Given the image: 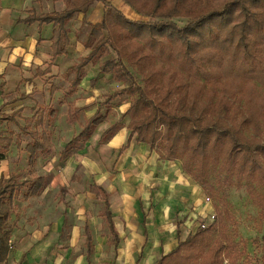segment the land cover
Here are the masks:
<instances>
[{
  "label": "trees",
  "instance_id": "obj_1",
  "mask_svg": "<svg viewBox=\"0 0 264 264\" xmlns=\"http://www.w3.org/2000/svg\"><path fill=\"white\" fill-rule=\"evenodd\" d=\"M123 1L147 20L128 18L108 0H67L60 12L33 14L19 23L52 24L56 59L67 53L70 44L67 23L76 14L87 15L94 4L101 3L103 21L91 25L84 42L89 54L69 70L75 73L71 87H80L86 67L114 52L116 57L107 59L100 73L127 86L108 95L105 105L126 94L137 97L118 122L102 134L100 143L109 142L129 118L130 137L121 152L136 137L138 144L148 146L162 161H181L183 170L202 187L216 168L264 187V0H218V4L216 0ZM129 67L137 70L142 84ZM2 78L0 75V93L5 87ZM96 83V78L90 82L92 87ZM3 108L0 119L4 121H14L23 111L6 115L2 114ZM83 110L69 104V119L77 121ZM109 114L110 109L106 114L98 109L69 141L63 155L69 156L72 149L78 150L88 142ZM56 115L54 110H36L34 128H21V133L31 139L26 147L29 168L25 179L0 175V264L7 261L12 248L10 220L16 195L25 191L24 198L30 200L40 196L49 183L47 176L37 173L36 164L40 155L52 150V133L46 124L52 123ZM14 136L12 131L9 135L0 133V150L9 151ZM4 154L0 153V163ZM72 179L76 181V175ZM89 190L103 202L101 216L112 244L118 247L111 194L96 183ZM210 190L214 192L213 187ZM228 219V210L217 209L214 222L185 241L180 240L179 230L177 248L162 255L157 264H224L231 244ZM85 233L91 249L93 239L88 226Z\"/></svg>",
  "mask_w": 264,
  "mask_h": 264
},
{
  "label": "rangeland",
  "instance_id": "obj_2",
  "mask_svg": "<svg viewBox=\"0 0 264 264\" xmlns=\"http://www.w3.org/2000/svg\"><path fill=\"white\" fill-rule=\"evenodd\" d=\"M215 3L218 4V0ZM141 18V20L146 19L143 16ZM115 57L114 52L104 56V59L99 61V65L101 66L103 61ZM129 69L137 82L142 84L141 76L137 70L132 67ZM125 85L127 86V84ZM125 85L114 82L111 76H103V78L97 79L94 87L87 85L84 91H90L86 97V101H90V107L85 113L82 112L77 121L69 119V104L73 103L69 102L72 97L66 95L65 89L59 100L58 96H55L56 91H53L52 94L51 91H44L43 94L41 91L39 93L32 91L30 95H27V91H7L6 93L3 91V95L0 94V109L2 105L5 107L2 114L11 115L23 109L20 117L14 121L0 119V133L9 135V132L12 131L15 134L14 143L9 151L0 150V153H5V158L0 163V175L5 178L15 175L23 180L29 168V155L26 147L31 139L21 133V128H34L32 117L38 108L45 110V112L49 110L57 112L55 120L46 124V129L52 133V150L47 155H40L36 164L37 173L45 175L49 179L47 188L40 196L29 201L24 198L25 191L16 195L13 210L15 217L12 224H17L21 216L26 219L30 218L29 222H32L37 217H46L47 213L54 215L52 212L56 208L59 209L58 215H61L60 205H64L67 209L73 205L76 207L77 203L85 205L86 202L91 201L87 191L93 181L103 182L105 180L104 182H107L105 185L108 187L111 183L120 182L119 180L115 181V179L122 178L121 175H130L134 178L137 187L143 188V185L146 184L148 189L146 194L149 196H143L144 194L140 192H133L132 194V184L134 183L125 177L127 192L121 196L116 195L114 201H117L118 204L121 205L124 200L135 195V200L141 199V196L147 205H149L148 200L157 203L155 205L158 207L152 206L150 209L151 213L157 211L160 219L164 222L157 229L164 230L167 228L166 231L170 232L175 231L176 225H179L183 233L182 241L190 234L196 233L203 223L209 222L211 215L217 214V209L228 210L231 219L226 220V226L231 244L228 245L224 264H264V187L261 184L247 181L245 178L236 175L225 174L216 168L211 171L209 182L205 187H202L183 170L181 161L168 163L162 161L157 153L149 154V152L144 153L145 158H143L138 143L127 159L119 164L123 170L119 176V170H116L114 166L115 157L112 159V155H117L118 151H115V148L121 143V139L114 145L103 148V144L94 140L92 144H83L80 153L81 150L72 149L69 156L63 155L66 144L80 133L87 120L84 117L97 111L99 105L101 107L98 109L102 114H106L108 108L113 109H110L107 121L98 128V135L118 122L126 107L133 102L137 95L128 94L126 98L119 97L121 99L117 98L108 105H105V101L108 95L122 90ZM62 86L63 88L67 87V90L72 89L68 83H64ZM115 106L118 110L114 109ZM119 106L122 107L119 108ZM240 107L244 111V103ZM243 111H240L239 118L243 117ZM100 150L105 157L100 154ZM95 162H98L100 166L95 167ZM151 162L154 164V169L151 167ZM149 166L154 173L155 171L161 173L168 171L167 177L164 176L165 178L155 180V183L152 184L146 183L148 176L145 177L143 172ZM176 169L179 171L175 172ZM74 173L77 177L76 183L71 182V176ZM185 180L187 184H185ZM212 187L214 192L210 190ZM109 188L111 189V187ZM207 198H210L209 203H207ZM97 205L99 207L100 204ZM52 219L54 220V217ZM116 222L120 223V219L117 218ZM68 231L69 229L65 230L66 233Z\"/></svg>",
  "mask_w": 264,
  "mask_h": 264
},
{
  "label": "crops",
  "instance_id": "obj_3",
  "mask_svg": "<svg viewBox=\"0 0 264 264\" xmlns=\"http://www.w3.org/2000/svg\"><path fill=\"white\" fill-rule=\"evenodd\" d=\"M66 1L0 0V75L3 77L1 82L5 83V93L7 91H27V95H30L32 91H37V93L41 91L42 94L44 91H51V94L56 91L55 96H58V100L64 93L63 91L66 90V95L72 97L69 102L75 104L78 108H84L83 113H85L87 108L90 107V101H86L90 91H84V88H87V85H91L90 82L94 78L110 77L100 73L99 61L104 58L85 68L83 81L77 89L67 90V87L63 88L62 85L68 83L71 87V83L75 79V73L69 72L70 68L80 63L81 59L89 54L84 42L90 32L91 25L99 24L103 21L104 6L101 3H96L91 7L87 15L76 14L67 23L66 27L70 44L67 48V53L56 59L53 58L52 37L55 28L52 24L39 26V24L26 25L19 23L20 20H24L33 14L40 16L42 14L60 12L65 9ZM108 1L128 18L132 20L142 19L141 15L123 0ZM3 93L1 92L0 94L3 95ZM23 93L26 94L25 92ZM71 94L73 95L69 96ZM127 95L122 98H126ZM130 105L131 103L126 107L122 115L126 113ZM114 109H117L116 106ZM37 110H40V108ZM95 113L96 111L84 118L89 119ZM122 124L118 133L102 146L103 148L104 146L114 145L118 140H122L115 148V151H118L117 155H112V159L115 157L114 166L116 170H119V176L123 172L119 164L123 163L130 152L137 146L136 137H134L130 147L121 152L130 137L128 129L129 118H125V122ZM98 131L99 129L84 145L92 144L94 140L100 142L101 136L105 131L100 135H98ZM138 148L142 151L143 158H145L144 153L153 154L149 151L148 146L144 144H140ZM99 152L105 157L101 150ZM151 163V167L154 169V164L153 162ZM94 164L95 167L100 166L98 162ZM106 164L108 165L107 162ZM84 165L86 167V163ZM95 167L93 168L95 169ZM152 169L149 166L145 172L141 171L145 177L148 176L150 178V181L147 178L146 183L152 184L155 183V180L165 178L164 176L167 177L168 171L167 173L159 171L154 173ZM176 171H179V169H176ZM153 173L155 174L154 176ZM74 175L75 173L71 176L72 183L77 182V180L73 181L72 179ZM127 176L121 175L122 178L115 179V181L119 180L120 182L111 183L108 187L105 185L107 183L104 182L105 180L103 182L93 181V183L102 186L111 194V210L120 238L118 247L112 244L111 233L104 218L101 216L103 202L97 200L96 196L89 190L92 183L87 191L91 201L86 202L85 205L77 203L76 207H73V205L67 209L64 205H60L61 215H58L59 209L57 210L56 208L52 212L54 215L47 213L46 217H37L32 222H29L30 218L26 219L21 216L17 224H12L15 217L12 213L10 220L11 225H13L11 235L12 248L7 261L2 264H157L162 255L168 254L177 248L179 230L180 240L182 241V228L176 225L175 231L167 232V228L158 230L157 227H160L164 222L160 219L157 211L152 213L150 211L151 207L156 206L155 204L157 203L148 200L149 205H147L141 196V199L135 200V195L128 200H124L121 205L114 201L116 195L121 196L127 192L125 177L131 179L134 183L132 184V194L133 192H140L144 194L143 196H149V194H146L148 190L146 184L143 185V188L137 187L134 178L130 175ZM111 178L113 179V177ZM185 184H187L186 180ZM97 204H100L99 207ZM52 217H54V220ZM117 218L120 219V223L116 222ZM65 221H67L66 229H64ZM86 226L89 227L93 239L91 249L87 246ZM67 229H69L68 233L65 232Z\"/></svg>",
  "mask_w": 264,
  "mask_h": 264
},
{
  "label": "built area",
  "instance_id": "obj_4",
  "mask_svg": "<svg viewBox=\"0 0 264 264\" xmlns=\"http://www.w3.org/2000/svg\"><path fill=\"white\" fill-rule=\"evenodd\" d=\"M209 202H210V198H207V203H209ZM215 219H216V215L212 214L210 221L207 223H203V225L200 228L204 229V228L208 227L210 224H212L214 222ZM9 243L12 244L11 241Z\"/></svg>",
  "mask_w": 264,
  "mask_h": 264
}]
</instances>
